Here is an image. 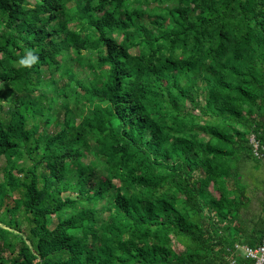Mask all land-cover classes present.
Instances as JSON below:
<instances>
[{
	"label": "trees",
	"instance_id": "16d2710c",
	"mask_svg": "<svg viewBox=\"0 0 264 264\" xmlns=\"http://www.w3.org/2000/svg\"><path fill=\"white\" fill-rule=\"evenodd\" d=\"M30 1L0 0V211L15 198L0 264L242 263L235 246L264 240V188L245 218L242 176L264 162L250 142L264 146V0ZM29 49L39 60L23 68ZM84 51L89 81L65 64ZM45 71L87 112L78 125L67 98L49 133L63 87ZM43 84L42 100L20 97ZM90 143L103 177L84 162Z\"/></svg>",
	"mask_w": 264,
	"mask_h": 264
},
{
	"label": "rangeland",
	"instance_id": "374dc122",
	"mask_svg": "<svg viewBox=\"0 0 264 264\" xmlns=\"http://www.w3.org/2000/svg\"><path fill=\"white\" fill-rule=\"evenodd\" d=\"M33 0L30 1V5L33 4ZM170 6V5H169ZM74 54H72V57L70 58V60L66 61V65L67 66H72V68L74 69V71L76 72L77 78H79L80 80H85V81H89L90 80V72L87 66V60H93L96 59V55L93 52H87L84 51L82 52V56H81V61H77V59L74 58ZM92 64H94L93 62H91ZM46 79L48 80L49 78L53 77L54 80L57 81V84H59L58 86H62V91L58 97L56 98L57 102L54 105V109L51 111H47L46 115H49V119L51 121H48V131L49 133L55 132L58 130L56 124H55V120L58 119V121L60 123H64L66 122L67 119V114H66V108L63 107L62 105L64 104L65 100H67L68 98V102L71 106V109L74 112V115H72V124L73 125H78L82 119L83 116L87 114V112H81L75 109V93L71 92L72 90L69 88L68 90H66V80L62 78L61 76V71L55 72L53 75L48 72L45 71L44 72ZM45 89V85L43 84L40 88L39 91H36L35 93H31V95L26 96L25 94H21L20 97L24 100H32V99H41L42 100V91L41 90ZM0 90H6V88L4 86H2V83L0 81ZM48 90V89H47ZM61 90V89H60ZM45 91V90H44ZM68 94V97H66L65 95ZM49 96H51V93H49ZM10 99V97H9ZM7 98L5 95L0 94V105L2 106V109L0 110V114L4 115L5 112L8 110L10 104L7 103ZM43 104L48 105V102L46 100L43 101ZM46 128V127H45ZM252 137H250L251 139ZM97 145L95 143H90V148L88 149V151H85L86 154V158L84 159V162L89 166L92 165L94 167H98L97 171L100 173V175L103 177L104 174V170L102 167V162H100L94 155V153L97 151ZM21 164V161L19 162ZM99 165V166H98ZM23 167H30L31 166V159L28 158L27 160L24 161V163L22 164ZM6 167V160L4 158L0 159V184L3 183V178H4V171L3 169ZM242 176L244 178V182L248 184V193L249 196L251 197L252 201L249 207V210L247 212H243L244 217L247 219H251V217L257 215L261 209H262V204L260 202V200L262 199V195H263V191L262 189L263 184H262V178L264 176V162L262 164V166L260 167L259 170H255L252 167V164L248 165L247 167H245L242 170ZM213 189V188H212ZM211 189V190H212ZM213 193L214 190L212 191ZM112 195H114V193H112ZM68 196V194H64V197ZM73 198H75V195H72ZM14 197L8 198L6 200V205L4 206V208L1 209L0 211V216L2 218H5L7 221H11L12 216H11V212H12V207L15 206V202H14ZM104 205V203H102L101 205L98 206V208L100 209L102 206ZM105 214H102L99 218H104ZM18 218L21 221V225H18V227L23 230L24 232L28 231V226H27V222L25 221L24 217L20 214V212L17 213ZM53 218V223L51 225V228H54L57 220L55 217ZM246 220V219H245ZM22 236L25 238V236L22 234ZM17 241L19 240V238L16 239ZM171 246L173 248V250L177 251V252H182L184 249L182 248L181 245L177 244V242L172 239L171 240ZM15 250H17L15 248ZM14 253H11L10 249H7L4 252L5 257H9L10 255H13Z\"/></svg>",
	"mask_w": 264,
	"mask_h": 264
},
{
	"label": "built area",
	"instance_id": "2783aa9c",
	"mask_svg": "<svg viewBox=\"0 0 264 264\" xmlns=\"http://www.w3.org/2000/svg\"><path fill=\"white\" fill-rule=\"evenodd\" d=\"M251 137L250 142L254 149V155L258 159H263L264 146L260 144L255 135ZM235 250L238 257L243 259V262L240 263L236 258H231V264H264V240L262 244L257 247L237 244Z\"/></svg>",
	"mask_w": 264,
	"mask_h": 264
},
{
	"label": "clouds",
	"instance_id": "9594fccd",
	"mask_svg": "<svg viewBox=\"0 0 264 264\" xmlns=\"http://www.w3.org/2000/svg\"><path fill=\"white\" fill-rule=\"evenodd\" d=\"M39 60L38 55H36L32 50H26L24 55L18 59V65L23 68H31Z\"/></svg>",
	"mask_w": 264,
	"mask_h": 264
}]
</instances>
